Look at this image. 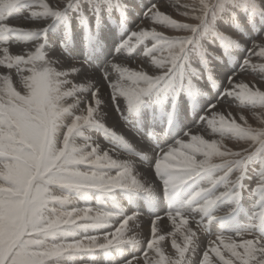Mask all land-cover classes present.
Wrapping results in <instances>:
<instances>
[{
    "label": "snow or ice",
    "instance_id": "snow-or-ice-1",
    "mask_svg": "<svg viewBox=\"0 0 264 264\" xmlns=\"http://www.w3.org/2000/svg\"><path fill=\"white\" fill-rule=\"evenodd\" d=\"M103 3L126 7L124 0H0V35L40 36L19 47L0 43V264H264V91L257 88L264 36L248 41L239 28L220 27L246 14L254 28L264 0H178L175 17L167 0H156L99 72L44 51L51 22ZM25 6L31 26H8ZM139 46L134 60L142 66H124L132 60L120 54ZM233 53L237 66L215 102L175 144L140 148L109 123L114 117L126 127V114L159 93L172 94L174 110L181 94L195 99L216 89L213 69ZM253 164L259 210L233 232L226 218ZM158 191L168 203L163 213L131 208L138 199L151 206Z\"/></svg>",
    "mask_w": 264,
    "mask_h": 264
},
{
    "label": "bare ground",
    "instance_id": "bare-ground-1",
    "mask_svg": "<svg viewBox=\"0 0 264 264\" xmlns=\"http://www.w3.org/2000/svg\"><path fill=\"white\" fill-rule=\"evenodd\" d=\"M124 1H125L124 4L126 5V7L123 8L122 11H127L128 5L130 6V7H128L129 11L132 8H134L135 11L131 12L132 15L130 16V19H128V21L126 20V22H124V23H118L117 19H116L115 25H110L111 28L116 30V32L113 35L115 37L114 39L116 41L122 39L120 41V43H122L124 40H126L127 34H130L135 29L134 26L137 25L136 21H140V20L142 21L143 20L144 12H145L146 8L148 7L146 0H128V1L124 0ZM151 1H156V0H151ZM176 3H177L176 0H167V3L165 5V7L169 10V12H171V14L173 16L176 13L175 7H174V5ZM32 10H35V9H32ZM90 15H92L94 17L93 14H90ZM246 17L247 16L240 14V19L242 20V23L243 22L248 23V18L245 21H243V19ZM66 19L67 18H64L62 21L55 20V21L51 22V24L49 25V27L47 29V32L44 33V35H43L44 51L47 52L49 55H56V47L54 45H59L63 42L61 40V38H59L57 36V34L54 37H49V34L54 29H56V26L58 25V23L65 22ZM73 20H71L70 22L71 23L74 22ZM6 23L8 24V26L29 28L31 26V22L27 19V7L26 6L21 7V12H20V9H18L6 21ZM257 24L258 23L256 21L254 28L249 27V26H246L245 27L246 29L239 28L240 29L239 34H242L244 36V38L248 41L254 40V37L257 35V30L259 29V26H257ZM124 25H125V27H124ZM66 26L69 27L68 24ZM86 28H89L90 30L94 31L93 30L94 25H91V26L87 25L86 26V24H85L84 29H81L83 36L86 35V32H87ZM105 28L106 27H103V29L102 28L96 29V30L99 29L98 31H101L100 32V38L98 37V39L102 40L105 37ZM221 29L225 30V27H223ZM75 31L78 34L77 38H79V35H82V34H80V32L77 31V29H75ZM232 31H235V30H232ZM59 32H61V29L59 30ZM62 34H63V32H62ZM86 36H84V37L86 38ZM90 38H91V36H90ZM5 41H7L11 45H15V46L19 47V46H22L24 44V42H27V44L39 42L40 36L38 34L23 35V34H17V33L0 35V43H4ZM94 43H97V42H94ZM112 44H113L114 48L117 49L118 46L115 43H112ZM84 46H85V44H84ZM98 46H101L102 48L101 47L100 48L103 51H105L108 49L109 44H104V43L96 44V47L99 49ZM116 49L114 50V52H112L110 50L109 51L110 54L108 56H106V57L104 56L100 60L97 59L95 62L93 59L88 58V56L85 55V52L82 49H80L79 46L74 48L71 51H66V50H63V51H64V54L68 56L66 58L71 59V60H75V61H86L87 68L90 71L99 72V71H103L104 68L108 65V63L110 61H112L114 58H117ZM134 50H136L138 53L137 54L136 53L131 54L132 52L130 54L121 53L120 58H125L129 61L132 60V62L122 61V63L124 64V66H129V67H132L133 69H137V68H140L142 65L134 59H136L140 55V53L143 50V46H139V47L135 48ZM12 51H14V49ZM92 52H94V51H92ZM133 55H135V57ZM233 55L237 59H239V53L238 54L234 53ZM233 64H234L233 61H230V64L225 65V62H224L223 64H219V65L215 66L216 70L214 71V73L219 77V79H218L219 84H221L223 79H225L228 75L231 74L232 71L229 72L228 68L232 69L234 67ZM247 81H252L253 83H256V79H254L253 77L251 79H246V82ZM219 86H217V88H220ZM257 88L261 91H264V85L262 84V82L257 83ZM215 90L216 89H213V88H205V94L204 95L206 97L211 98L212 99L211 102H215V96L217 94ZM198 98H200L199 103L197 105H194L192 109H190L188 107L189 104L185 105L186 103L180 102L181 99L179 98V99H177L175 109L173 110L172 106H171L172 94L169 92L159 93V94H157L151 98H148V100H146L143 104L139 105L135 110L126 114V127H125L124 122H121L118 119L116 120L114 117H113V119H111L109 121V123L111 125H113V127L116 129L117 132H121V134H123L127 140H129L134 145L139 146L140 148H144L145 145H156V146H160V147H168L170 145L175 144L177 140H180L181 138H183L184 134L186 132H188L190 129H195L197 127V120H195V119L192 120V118L195 115L197 117V113L199 114V112H197V111H199V109L203 111L202 113H204V109H205L204 101L207 100V98L206 99L203 97L201 98V96H198ZM182 99L185 100L184 97H182ZM180 103H182V107H181ZM166 111L167 112H173V113H175L176 111H180V116L178 115L174 119L173 116L162 115V113L166 112ZM186 111H189V113H186ZM231 111L235 112L236 115L244 114V113H241L239 111H236L235 107H233L231 109ZM255 114L259 115V112L257 111ZM246 115H247V118H249V120L255 126L256 122L254 120H252L253 113L247 112ZM149 119L152 120V122L150 124H148ZM194 120H195V122H194ZM163 121H168L169 131L166 134H160L159 133L161 130L160 125ZM104 139H107V137H104ZM251 167L254 168L255 165L253 164L252 166H250V170L248 172V178L246 179L245 188L243 190V197H242V199H240L239 204L237 205V210L232 216L226 218V223L224 225V227H226L228 230L233 231V232L239 231L243 228V227L242 228H240V227L234 228L233 227V225L231 224L233 217L238 215L241 218V220H244V222H245L247 211H248V207H247L248 206L247 205L248 198L252 197L254 199V202L256 199L255 196L252 195V187L254 185H256L255 184L256 177H255V175H254V177L251 176V171H252ZM161 201H162L161 195H160V192L158 191L156 194V199H155V201L152 202L151 206L149 205V203L147 204L143 200H142V202L141 201L139 202V199H138L134 203V206H132V207L135 208L134 210H141V211L145 212L146 214L154 213V212H158V211L160 212V210H161L160 207L162 206ZM242 201H244L245 205H247V206L244 205L241 208L242 204L240 202H242ZM231 203H232V201L229 199V200L222 202L217 207L219 210L223 211V210L227 209L228 207H230ZM90 206L96 207L95 203L90 204ZM159 208H160V210H159ZM162 209H163V206H162ZM253 210L258 211L259 209L254 208ZM162 213H163V211H162ZM251 215L249 216V218H251ZM220 228H221V225L218 224L217 230H219ZM166 243H167L168 248L170 249L171 248L170 240L166 241ZM178 243H182V241L178 240Z\"/></svg>",
    "mask_w": 264,
    "mask_h": 264
},
{
    "label": "rangeland",
    "instance_id": "rangeland-1",
    "mask_svg": "<svg viewBox=\"0 0 264 264\" xmlns=\"http://www.w3.org/2000/svg\"><path fill=\"white\" fill-rule=\"evenodd\" d=\"M128 1V0H126ZM148 6H150L151 4L155 3L156 1H151V0H146ZM176 2H178V0H176ZM125 3V1H124ZM128 5V4H127ZM128 7H130L128 5ZM127 7V11H122V10H119L117 11L111 4H108V3H103L101 5L98 6V10L97 11H93L91 8H88L87 5H85V10L80 13V12H76V11H72L70 13V15L68 16H65V17H61L59 19H56L57 21H62L64 18H67L65 22H60L58 23V25L56 26V29H54L50 34H49V37H54L57 36L59 38H61V40L63 41L61 44L59 45H54L56 47V54H64V51L63 50H66V51H71L73 50L74 48L76 47H80V49H82L84 52H85V55L88 56V58H91L94 60V62L97 60V59H102V57H106L108 56L110 53L109 51L111 50L112 52H114V50L116 48H114L113 44L112 43H115L117 46L120 44V41L122 40H118L116 41L114 38V33L116 32V30H114L113 28L110 27V25H115V22H116V19H117V22L118 23H124L126 22V20L128 21V19H130V16L132 15L131 12H134V8H132L130 11ZM111 10H110V9ZM125 10V9H124ZM112 12V13H111ZM90 14H93L94 17ZM116 14V15H115ZM120 14V15H119ZM143 15V14H142ZM177 14L175 13L174 16H176ZM244 16H247L246 14H242ZM112 16V17H111ZM248 17L244 18L243 21H245ZM74 19V20H73ZM78 19V20H77ZM86 19V20H85ZM92 19V20H91ZM71 20H73L74 22H70ZM81 20V21H80ZM91 20V21H90ZM77 21V22H76ZM79 21V22H78ZM257 26H259V29L257 30V35L254 37V40L259 38L260 36H264V20L260 19V18H257ZM87 22V23H86ZM91 22V23H90ZM141 22L140 21H136L137 24H139ZM81 23V24H80ZM224 23V24H223ZM231 23V24H230ZM233 22L231 20H228V21H225V22H222L220 27L223 28L225 27V30L223 31H232V30H235L237 28H243V29H246L245 27L248 26V23H242V20L240 19V14L237 16V22L236 24H232ZM68 24V26L70 27H67L66 25ZM86 24L91 26V25H94V31L90 30L89 28H86V38L83 36L82 32H81V29H84V25ZM238 26V27H237ZM103 27H106L105 28V37L101 40V39H98V37L100 38V32L101 31H98L100 28L103 29ZM125 27V25H124ZM136 27V25L134 26ZM67 28V29H66ZM97 28H99L98 30H96ZM61 29V32H59V30ZM69 29V30H68ZM75 29H77V31L80 32V34L82 35H79V38H77L78 34L77 32L75 31ZM233 31V32H235ZM63 32V34H62ZM68 33V34H67ZM130 34H127V38ZM91 36V38H90ZM64 38V39H63ZM91 39V40H90ZM88 41V42H87ZM94 42H97V43H94ZM100 44V43H104V44H109L108 46V49L103 51L101 48V46H98L99 49L96 47V44ZM85 44V46H84ZM88 44V45H87ZM94 44V45H93ZM63 46V47H62ZM61 47V48H60ZM86 47V48H85ZM101 47V48H100ZM63 48V49H62ZM13 49H10V51H12ZM94 51V52H92ZM134 53H138L136 50L132 51L131 54H134ZM135 54V55H136ZM234 54V53H233ZM238 54V53H237ZM113 55V54H112ZM135 55H133L135 57ZM234 56V55H233ZM65 57H68L67 55H65ZM131 58V57H130ZM132 59V58H131ZM130 59V60H131ZM230 61H233V68L232 69H229V72L233 71L236 66H237V61L238 59L234 56L231 60H226L225 61V65L226 64H230ZM100 62V61H99ZM132 62V61H131ZM218 68V67H217ZM216 70V67H214L213 71ZM252 77L249 76L247 77L246 79H251ZM262 84L264 85V81H262ZM219 82H217V86H219ZM220 87V86H219ZM207 88H212L211 85H209ZM220 90V88H216V93ZM182 97L185 98L182 99ZM207 98V100L204 101V105H207L209 104V102L212 101L211 98L209 97H206L205 95H202L201 98ZM216 97V96H215ZM181 99L180 102H184L186 103L185 105L189 104V108L192 109L194 105H197L200 101V98L196 97L195 99H193L192 97H190L189 95L187 94H181L177 99ZM148 100V99H146ZM182 103L181 104V107H182ZM236 111H238L236 109ZM199 114L197 113V117L196 115L193 116L192 120L195 119L197 120V124L200 120V116L203 115V111L199 109ZM186 113H189V111H186ZM162 115L164 116H173L174 119L176 116H180V111H176L175 113L173 112H163ZM194 120V122H195ZM146 122V121H145ZM152 122L151 119H149V122L148 124H150ZM128 125V124H127ZM160 134H166L169 129H168V121H163L160 125ZM252 166V165H250ZM253 168V167H251ZM257 174H258V171H257ZM251 176L254 177L253 175V172L251 171ZM246 184V179L244 181V185ZM257 185H254V187H256ZM160 195H161V202H162V206H163V209H162V206L159 208L160 210V213H162V211H166L167 208H168V203L167 201H165L163 199V195L162 193L160 192ZM246 196V195H245ZM142 200L148 204V202H146L144 199H139V202ZM242 205H241V208L245 205L244 201L240 202ZM249 203V204H248ZM248 203L247 205L250 206V210H253V205H254V199L252 197H249L248 198ZM245 205V206H247ZM134 204L131 205V208L135 209L134 207ZM247 206V207H248ZM71 210V209H69ZM255 211V210H254ZM159 212V211H158ZM250 222V219H245V222L244 220H241V218L236 215L233 217L232 221H231V224L233 225L234 228H244L248 223ZM246 223V224H245Z\"/></svg>",
    "mask_w": 264,
    "mask_h": 264
}]
</instances>
